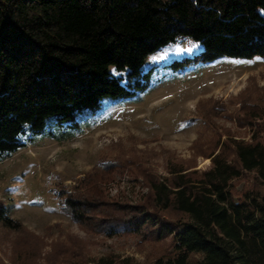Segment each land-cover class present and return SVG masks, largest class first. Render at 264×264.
<instances>
[{
  "label": "trees",
  "instance_id": "trees-1",
  "mask_svg": "<svg viewBox=\"0 0 264 264\" xmlns=\"http://www.w3.org/2000/svg\"><path fill=\"white\" fill-rule=\"evenodd\" d=\"M181 37L200 51L172 61V71L219 57L264 60V0H0V161L24 146L25 132L77 130V113L144 90L146 56ZM246 120L249 141L214 146L200 173L172 166L159 181L145 177L139 204L106 198L98 183L126 164L100 159L82 192L54 191L60 210L94 233L169 237L171 251L151 264H264L263 111ZM244 177L251 183L237 190ZM0 226L22 229L1 208ZM96 264L138 263L106 256Z\"/></svg>",
  "mask_w": 264,
  "mask_h": 264
},
{
  "label": "rangeland",
  "instance_id": "rangeland-1",
  "mask_svg": "<svg viewBox=\"0 0 264 264\" xmlns=\"http://www.w3.org/2000/svg\"><path fill=\"white\" fill-rule=\"evenodd\" d=\"M199 51L198 43L181 37L146 56L144 90L103 98L97 108L77 113V130L51 124L20 136L24 146L0 161V208L22 229L0 226V264H96L106 256L151 264L171 251L169 237L156 240L148 229L143 236L106 235L77 225L60 210L54 191L80 193L100 159L120 160L126 165L98 185L109 200L139 204L148 195L145 177L159 181L172 166L200 173L214 146L216 153L225 140L249 141L246 115L264 114V60L219 57L182 71L169 68ZM250 183L244 177L234 187Z\"/></svg>",
  "mask_w": 264,
  "mask_h": 264
}]
</instances>
